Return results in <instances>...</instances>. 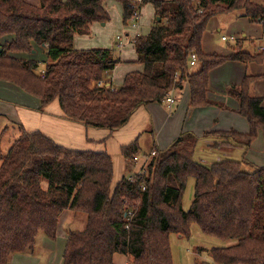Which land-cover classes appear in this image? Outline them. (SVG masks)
Listing matches in <instances>:
<instances>
[{"label": "trees", "instance_id": "16d2710c", "mask_svg": "<svg viewBox=\"0 0 264 264\" xmlns=\"http://www.w3.org/2000/svg\"><path fill=\"white\" fill-rule=\"evenodd\" d=\"M105 1L40 0L37 6L0 0V83L40 100V112L57 101L65 120L114 134L141 107L166 103L184 83L190 86L192 108L213 106L207 96L209 74L227 61L264 63V50L243 51L241 42L229 58L207 55L201 45L215 16L238 12L264 26V0H143L141 8L151 4L160 20L147 36L134 40L143 70L129 73L115 88L104 81L119 63L113 51L74 47L77 36L90 35L94 23L108 21ZM116 1L129 22L133 0ZM34 46L46 48L42 73L36 61L12 55L33 53ZM192 55L197 58L193 67ZM258 79L246 76L229 90L250 126L247 134L183 133L167 149L154 146L144 154L149 160L134 182L123 177L115 186L107 152L67 148L19 125L7 153L0 154V264H11L15 255H34L40 235L56 239L66 211L84 214L86 226L66 232L63 264H115L116 254L127 256L129 264H174L169 235L189 237L192 224L207 236L234 241L211 249L214 264H264V167L236 158L207 167L194 158L199 143L231 153L249 149L259 130L264 132L262 101L251 95ZM8 129L2 130L0 144ZM121 155L131 172L135 158L143 156L138 140L122 146ZM190 177L194 200L185 211Z\"/></svg>", "mask_w": 264, "mask_h": 264}, {"label": "crops", "instance_id": "0c3cea01", "mask_svg": "<svg viewBox=\"0 0 264 264\" xmlns=\"http://www.w3.org/2000/svg\"><path fill=\"white\" fill-rule=\"evenodd\" d=\"M251 1L262 4L260 0ZM27 2L37 6L40 4V0H27ZM112 7L111 13H116L118 17L120 7L114 4ZM152 8L154 9L153 6ZM142 9L137 25H133L137 35L140 32L149 33L152 24L158 20L156 13L149 14L150 12L147 11V13L145 7ZM123 14L121 18H118L117 24L119 26H121ZM222 15L226 19H223ZM222 15L211 18L207 24L201 42L205 54H216L220 57L229 58L235 55V47L239 42H241L243 51L249 53L264 50V26L262 24L253 23L238 12ZM98 26L101 28L100 25ZM95 30L97 28L92 25L91 32L93 34H95ZM78 38L79 36L74 39V47L80 50L84 46H82L81 40L78 42ZM134 38L135 35L132 33H126L125 41L122 39V43H124L120 46L118 38L113 40V38L106 37L103 40L102 35H87V49L114 47L115 52L112 51L119 63L112 72L106 74L104 81L108 84L111 83L115 88L122 86L129 73L143 70V65L137 62L138 56L135 51ZM43 48L46 51V48ZM33 53L35 54L36 51L34 50ZM246 76L259 77L251 88V95L261 99V105L264 107V63L227 61L213 69L209 74L207 96L212 101L213 106L192 108L190 106V86L188 83H184L180 89L172 92V97L175 100L173 106L170 107L164 103L141 107L133 115L129 124L114 134L105 130L86 129L80 124L65 120L57 101L46 107L44 112H40V100L25 94L11 84L0 83V133L7 126L12 128V126L22 125L28 132L40 131L67 148L78 143L79 140L82 143L83 137L87 139V142L89 138L104 142L102 149H100V145L97 149L87 146V150L107 152L111 155L114 162L113 186H115L123 177L128 176L126 164L121 155V147L136 140L139 141L145 133L153 137L154 145L162 150L167 149L181 134L188 132L199 137L211 131L235 130L247 134L250 126L247 120L237 113L240 106L239 102L229 92L231 87L240 86ZM73 132H78L81 136L75 137ZM81 145V147H85L83 144ZM237 150V157L239 158L236 159H244L255 167H264V132L259 130L257 138L249 149L239 148ZM118 160L120 163L117 166ZM67 212H64L60 217L56 239L51 240L41 236V239L37 241L35 254L46 252L47 264H63L67 234L62 227V220H64ZM35 254L32 256L15 255L11 264H42L44 260L35 258ZM114 263L129 264V258L116 254Z\"/></svg>", "mask_w": 264, "mask_h": 264}, {"label": "rangeland", "instance_id": "374dc122", "mask_svg": "<svg viewBox=\"0 0 264 264\" xmlns=\"http://www.w3.org/2000/svg\"><path fill=\"white\" fill-rule=\"evenodd\" d=\"M63 1H66V0H63ZM165 1H172V0H165ZM113 4L120 7L118 17L116 16L117 15L116 13H111ZM103 6H104L105 11L108 13L109 19L107 22H104V23H98V22L94 23L93 25L97 28V30L94 31L95 34L91 32L90 33L91 35H102L103 40H105L106 37H110V38H113V40L117 38H121L123 39V41H125L124 37L126 33H132L133 35H135V38L138 36L144 37L150 33L149 32L147 34H143L142 32H140V34L137 35V32L135 30L136 28L133 27L134 24L131 21L127 23L124 22V14H123L124 10H123L122 4L117 2L116 0H106ZM144 7L146 8V12L147 11L150 12L149 14L155 13L151 4H146L143 6V8ZM122 14H123V17L121 20V26H122L121 27L117 23L119 21L118 18H121ZM222 16H223V19H226L224 18V15ZM149 18L150 17L148 15V19ZM98 25H100L101 28ZM154 25H155V22L152 24V27ZM78 39H79L78 42L81 40V43L83 44L82 46H84L80 50H92V49H87V36H79ZM103 49H110L114 51V47L103 48ZM34 50L36 51L35 54L34 53H25V54L23 53L14 54L13 53L12 55L19 59L36 61L39 66L37 72L42 73L45 68V63L47 61L46 51L44 50L43 47H39V46H36ZM171 113L173 112L171 111ZM17 130H18V126H12V128L9 127L8 133L4 135V138L0 144V154L4 155L7 153L8 148L10 146L9 142L12 141L13 136H16ZM94 131H99V130H94ZM78 135L81 136V134H79L78 132H73V136L78 137ZM92 135L95 136L93 133ZM83 139L84 140H82V143L79 140L78 143L72 144L70 145L71 147H68V148L87 150V146H89L88 148L97 149L99 148L98 146L100 145H101L100 149L103 148L102 143L104 142H99L98 140H94L90 138L88 139V142H87L86 138L83 137ZM138 142L140 146V152L142 154L143 153L149 154V152L154 148V146H156L154 145V138L151 137L147 133H145ZM81 144H83L85 147H81L82 146ZM237 153H238V150L236 151L234 150L231 153H228L222 150L220 151H217L215 149L213 150L209 148V145L206 142H204L203 144L199 143L198 146L196 147L194 158H195V161H198L207 167H211L213 164L223 161L225 159L234 160V158H239L237 157ZM119 163H120V160L117 161V166L119 165ZM142 165H143V161L136 162V163L134 162L131 172H129L130 170H126L127 173L129 172L128 176L138 171L140 167L142 169V167L144 166ZM194 186H195L194 179L192 177L188 178L186 182V186H185L183 200H182L183 209L185 211L190 210L192 202L194 200ZM85 226H86V216L81 213L67 212L64 220H62V227L64 228V230H66V232L70 230H83ZM190 229L191 231H190L189 237H183L175 233H172L169 235L170 248H171V253H172L174 264H201V263L214 264L209 255V252L211 251V249L213 247L231 246L234 244V241L226 242V241L205 235L197 224H192ZM38 239L39 240L41 239V235L39 236ZM45 254L47 253L46 252H43L40 254L36 253L34 257L40 258L42 259V261L44 260L42 264H47V258L45 257Z\"/></svg>", "mask_w": 264, "mask_h": 264}, {"label": "built area", "instance_id": "2783aa9c", "mask_svg": "<svg viewBox=\"0 0 264 264\" xmlns=\"http://www.w3.org/2000/svg\"><path fill=\"white\" fill-rule=\"evenodd\" d=\"M142 2H143V0H133L132 7L134 8V13H133V16L131 17L130 21H131L134 25H137V23H138V21H139V19H140V13H141V5H142ZM200 12H201V11H200ZM118 40L120 41V46H122V45H123V43H122V39H121V38H118ZM223 40H226V38H223ZM196 61H197L196 56H195V55H192V57H191V62H190V64H191L192 67L195 66ZM166 103H167L170 107L173 106V105L175 104V100H174L173 97H172V93H171V94L169 95V97L167 98ZM150 155H151V156H154V155H155V152L151 153ZM148 160H149V156H145V155H143V156H140V157H136L135 160H134V162L136 163V162H142V161H143V165H145V163L148 162ZM143 165H142V166H143ZM142 168H143V167H142ZM141 171H142V169H141V167H140V169L138 170V173H137V171H136V173H133V175H130L129 180H130L131 182H134V181H135V175L141 173ZM130 215H131V213H129V216H130Z\"/></svg>", "mask_w": 264, "mask_h": 264}, {"label": "water", "instance_id": "95a60500", "mask_svg": "<svg viewBox=\"0 0 264 264\" xmlns=\"http://www.w3.org/2000/svg\"><path fill=\"white\" fill-rule=\"evenodd\" d=\"M160 19L158 18V21H159Z\"/></svg>", "mask_w": 264, "mask_h": 264}]
</instances>
